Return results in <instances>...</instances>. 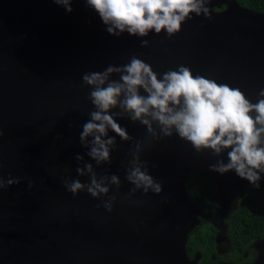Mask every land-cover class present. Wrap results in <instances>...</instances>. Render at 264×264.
Segmentation results:
<instances>
[{
    "label": "water",
    "instance_id": "95a60500",
    "mask_svg": "<svg viewBox=\"0 0 264 264\" xmlns=\"http://www.w3.org/2000/svg\"><path fill=\"white\" fill-rule=\"evenodd\" d=\"M71 7L69 13L53 0H0V264H197L199 256L189 260L185 250L204 217L186 194L190 168L210 171L218 159L227 162L230 149L219 157L197 152L176 134L154 138L138 121L117 117L132 139L109 130L116 140L111 162L97 165L80 142L94 110L82 77L136 56L158 74L184 65L256 103L264 89V14L235 0H207L209 16L190 14L171 37L154 30L137 37L110 35L87 0H72ZM134 154L161 183L159 194L126 179ZM87 163L98 179L108 178L106 196L65 188V180L90 183V174L76 171ZM210 172L222 213L253 187L234 171ZM9 179L19 183L9 186ZM253 264H264V241Z\"/></svg>",
    "mask_w": 264,
    "mask_h": 264
},
{
    "label": "clouds",
    "instance_id": "9594fccd",
    "mask_svg": "<svg viewBox=\"0 0 264 264\" xmlns=\"http://www.w3.org/2000/svg\"><path fill=\"white\" fill-rule=\"evenodd\" d=\"M53 2L69 13L73 11L72 0ZM87 3L113 36L127 32L147 37L154 30L156 34L166 31L171 37L181 30L183 22L191 19L190 14L209 16L207 0H87ZM141 43L148 45L147 40ZM113 75L119 79H112ZM82 79L92 88L89 99L94 110L82 126L80 142L90 149L87 155L97 165L111 162L110 153L116 140L108 135L109 130L122 140L132 139L116 121L117 117H126L145 126L154 138L176 134L197 152L208 149L219 157L230 149L227 162L218 159L209 170L219 174L234 171L255 188L260 187L264 173V89L258 93L257 102L252 103L239 88L194 75L189 67L179 65L176 70L158 74L136 56L122 66L109 65L102 72L85 73ZM117 108L119 111H112ZM76 159L84 157L77 155ZM145 163L134 154L126 179L136 189L143 188L145 193L151 189L159 194L162 185L148 173ZM76 171L79 176L90 174V183L65 180L67 191L75 195L86 190L94 198L109 193L105 183L108 178L98 179L91 163ZM17 183L16 179L7 181L9 186ZM110 183L119 188V177L112 175ZM4 187L5 181L0 178V189ZM110 199L114 201L116 197ZM104 207L112 210L111 203L105 202Z\"/></svg>",
    "mask_w": 264,
    "mask_h": 264
},
{
    "label": "trees",
    "instance_id": "16d2710c",
    "mask_svg": "<svg viewBox=\"0 0 264 264\" xmlns=\"http://www.w3.org/2000/svg\"><path fill=\"white\" fill-rule=\"evenodd\" d=\"M242 8L264 14V0H235ZM225 6L215 8L214 11H223ZM264 175V173H262ZM189 200L205 212L214 211L218 205L211 203L207 195L216 192L215 177L198 164L190 168L188 182L185 186ZM227 236L230 240L234 254L243 256L248 247L257 241L264 240V189L247 191L238 199L234 210L226 221ZM216 228L201 219L199 225L188 235L186 255L189 260L199 256L197 264H218L220 256L216 254L215 240ZM257 258L256 252L252 253L247 264H253Z\"/></svg>",
    "mask_w": 264,
    "mask_h": 264
},
{
    "label": "rangeland",
    "instance_id": "374dc122",
    "mask_svg": "<svg viewBox=\"0 0 264 264\" xmlns=\"http://www.w3.org/2000/svg\"><path fill=\"white\" fill-rule=\"evenodd\" d=\"M261 176H262V179L260 182V187L259 188H255L254 186L249 187L245 189L242 193L238 194L235 197L232 205L230 206V209L226 213H222L220 210L219 203L216 199V192L214 194H210L207 196V199L211 203L217 204L218 207L212 212L204 211L203 219L207 221L208 223H210L211 225H213L217 230V234H216L217 244L215 242L216 251H217L216 253L218 254V256H220L223 264H233L234 262H242V261H243L242 264H247L248 261L251 259L253 252H256V254H258V246L261 245L262 241H257V242L252 243L246 250V255L237 257L234 254L233 248L231 247L229 241L227 240V236H226L227 235L226 221L228 220L231 213L234 210H236L238 199L243 195L245 191H257V190L264 189V175H261Z\"/></svg>",
    "mask_w": 264,
    "mask_h": 264
},
{
    "label": "flooded vegetation",
    "instance_id": "af4514ba",
    "mask_svg": "<svg viewBox=\"0 0 264 264\" xmlns=\"http://www.w3.org/2000/svg\"><path fill=\"white\" fill-rule=\"evenodd\" d=\"M247 191H245V193H246ZM215 193V192H214ZM214 193H210V194H214ZM244 193V194H245ZM210 194H208V195H210ZM207 195V196H208ZM237 204H238V202H237ZM216 234H217V231H216ZM227 236V235H226ZM216 240H217V238H216ZM216 240H215V242H216ZM227 240L229 241V243H230V240H229V238H228V236H227ZM216 244H217V242H216ZM216 244H215V250H216ZM230 245H231V243H230ZM231 247H232V245H231ZM234 251V250H233ZM217 252V251H216ZM217 254V253H216ZM218 255V254H217ZM243 255H246V251L244 252V254ZM238 257V256H237ZM243 262V261H242ZM242 262H234L235 264H242ZM222 263V261H219V263L218 264H221ZM233 263V264H234ZM223 264V263H222Z\"/></svg>",
    "mask_w": 264,
    "mask_h": 264
}]
</instances>
